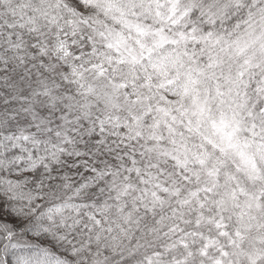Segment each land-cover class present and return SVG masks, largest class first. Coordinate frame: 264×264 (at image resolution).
Instances as JSON below:
<instances>
[{
    "label": "snow or ice",
    "instance_id": "snow-or-ice-1",
    "mask_svg": "<svg viewBox=\"0 0 264 264\" xmlns=\"http://www.w3.org/2000/svg\"><path fill=\"white\" fill-rule=\"evenodd\" d=\"M0 264H264V0H0Z\"/></svg>",
    "mask_w": 264,
    "mask_h": 264
}]
</instances>
